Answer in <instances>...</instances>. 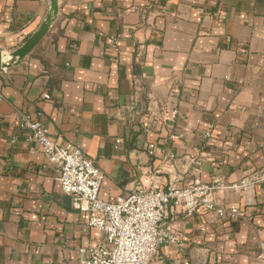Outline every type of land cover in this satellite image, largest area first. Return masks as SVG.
Instances as JSON below:
<instances>
[{
    "label": "crops",
    "instance_id": "obj_1",
    "mask_svg": "<svg viewBox=\"0 0 264 264\" xmlns=\"http://www.w3.org/2000/svg\"><path fill=\"white\" fill-rule=\"evenodd\" d=\"M55 22L0 69V264H77L102 242L61 192L25 118L103 173L99 197L219 178L244 216L166 207L181 235L167 264H264V0H57ZM48 0H0V52L44 21ZM47 94L49 99H44ZM206 133L209 135L206 136Z\"/></svg>",
    "mask_w": 264,
    "mask_h": 264
},
{
    "label": "built area",
    "instance_id": "obj_2",
    "mask_svg": "<svg viewBox=\"0 0 264 264\" xmlns=\"http://www.w3.org/2000/svg\"><path fill=\"white\" fill-rule=\"evenodd\" d=\"M44 99H49L47 94ZM27 139L35 141L53 167L55 180L62 193L70 198L72 208L87 216V224L103 234L100 243L78 248L77 264H167L160 255L164 245H178L181 235L165 222L166 207L175 214L190 216L197 210L239 219L244 214L237 208L219 205L216 190L223 188L219 178L206 184L194 177L164 190L137 188L125 196L99 197L103 173L94 161L83 155L79 146L53 141L40 121L24 119ZM209 134L206 133V136ZM264 183V170L252 171L229 189L244 191Z\"/></svg>",
    "mask_w": 264,
    "mask_h": 264
},
{
    "label": "water",
    "instance_id": "obj_3",
    "mask_svg": "<svg viewBox=\"0 0 264 264\" xmlns=\"http://www.w3.org/2000/svg\"><path fill=\"white\" fill-rule=\"evenodd\" d=\"M48 2V13L44 21L40 24L39 28L13 52L9 54H2L0 52V69L9 68L14 64L20 63L40 42V40L53 25L58 14V2L57 0H48Z\"/></svg>",
    "mask_w": 264,
    "mask_h": 264
}]
</instances>
